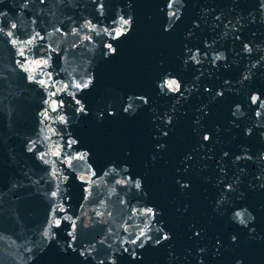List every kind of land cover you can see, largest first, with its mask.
I'll use <instances>...</instances> for the list:
<instances>
[{
  "label": "water",
  "instance_id": "95a60500",
  "mask_svg": "<svg viewBox=\"0 0 264 264\" xmlns=\"http://www.w3.org/2000/svg\"><path fill=\"white\" fill-rule=\"evenodd\" d=\"M79 264H264V0H50Z\"/></svg>",
  "mask_w": 264,
  "mask_h": 264
}]
</instances>
